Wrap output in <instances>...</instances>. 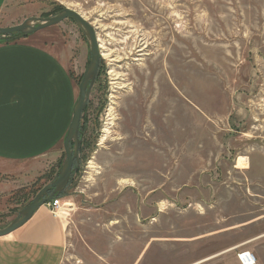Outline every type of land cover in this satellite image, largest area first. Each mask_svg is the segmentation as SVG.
Listing matches in <instances>:
<instances>
[{
	"label": "rangeland",
	"instance_id": "rangeland-1",
	"mask_svg": "<svg viewBox=\"0 0 264 264\" xmlns=\"http://www.w3.org/2000/svg\"><path fill=\"white\" fill-rule=\"evenodd\" d=\"M65 8L94 29L100 62L59 193L61 264H203L243 241L264 259V0H6L0 27ZM28 35L62 62L77 99L82 29L66 18ZM64 160L62 146L57 159L0 163V227Z\"/></svg>",
	"mask_w": 264,
	"mask_h": 264
},
{
	"label": "crops",
	"instance_id": "crops-1",
	"mask_svg": "<svg viewBox=\"0 0 264 264\" xmlns=\"http://www.w3.org/2000/svg\"><path fill=\"white\" fill-rule=\"evenodd\" d=\"M5 1L0 0V10ZM32 37L0 42V163L7 169L47 156L59 158L76 101L62 62ZM16 188L10 181V194ZM66 240L65 222L44 204L0 237V264H61ZM248 242L219 247L201 262L238 264L236 252L248 249ZM257 258L264 264L262 255Z\"/></svg>",
	"mask_w": 264,
	"mask_h": 264
},
{
	"label": "water",
	"instance_id": "water-1",
	"mask_svg": "<svg viewBox=\"0 0 264 264\" xmlns=\"http://www.w3.org/2000/svg\"><path fill=\"white\" fill-rule=\"evenodd\" d=\"M66 18H72L82 29L84 35L88 40L90 60L79 82L78 96L73 104L72 116L63 140L65 160L61 165L55 179L42 186L34 195L32 200L21 210H19L18 214L12 220H10V222L0 227V237L9 234L13 230L23 225L40 206L46 204L53 197L59 195L60 191H62L67 185L69 178L74 170L73 165L75 162H78L79 126L82 111L87 103L89 92L97 75L100 62L99 46L94 29L80 13L76 12L73 9L65 8L54 16H31L25 18L18 24L0 27V37L13 33H20V35L23 36L45 27L60 23Z\"/></svg>",
	"mask_w": 264,
	"mask_h": 264
},
{
	"label": "built area",
	"instance_id": "built-area-1",
	"mask_svg": "<svg viewBox=\"0 0 264 264\" xmlns=\"http://www.w3.org/2000/svg\"><path fill=\"white\" fill-rule=\"evenodd\" d=\"M46 205L53 215H59L62 208V199L57 195L48 201ZM236 260L238 264H257L256 255L249 249H243L236 252Z\"/></svg>",
	"mask_w": 264,
	"mask_h": 264
},
{
	"label": "bare ground",
	"instance_id": "bare-ground-1",
	"mask_svg": "<svg viewBox=\"0 0 264 264\" xmlns=\"http://www.w3.org/2000/svg\"><path fill=\"white\" fill-rule=\"evenodd\" d=\"M99 43H101V42H100V39H99ZM100 48L102 49V44H100ZM116 84L119 85L120 83L117 82ZM117 87H118V88H121V87H123V86H117ZM115 88H116V87H115ZM109 115L111 116L112 113L109 112ZM109 120H110V119H109ZM104 132H108L107 127L105 128ZM237 163H238L242 168H246V167H247V158L244 157V156H239L238 159H237Z\"/></svg>",
	"mask_w": 264,
	"mask_h": 264
},
{
	"label": "trees",
	"instance_id": "trees-1",
	"mask_svg": "<svg viewBox=\"0 0 264 264\" xmlns=\"http://www.w3.org/2000/svg\"><path fill=\"white\" fill-rule=\"evenodd\" d=\"M11 35L15 36L14 34H11ZM16 35H18V36H19L20 34H17V33H16ZM20 36H22V35H20ZM23 36H24V35H23ZM79 132H80V128H79Z\"/></svg>",
	"mask_w": 264,
	"mask_h": 264
}]
</instances>
